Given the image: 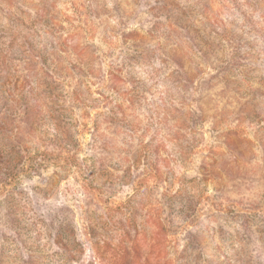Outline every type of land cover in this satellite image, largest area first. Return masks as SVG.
<instances>
[{"label":"rangeland","instance_id":"1","mask_svg":"<svg viewBox=\"0 0 264 264\" xmlns=\"http://www.w3.org/2000/svg\"><path fill=\"white\" fill-rule=\"evenodd\" d=\"M0 264H264V0H0Z\"/></svg>","mask_w":264,"mask_h":264}]
</instances>
